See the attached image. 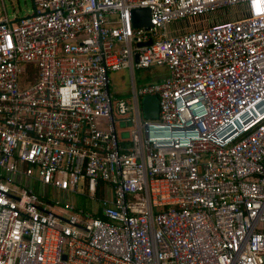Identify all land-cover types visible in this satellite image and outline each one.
<instances>
[{
	"label": "built area",
	"instance_id": "obj_1",
	"mask_svg": "<svg viewBox=\"0 0 264 264\" xmlns=\"http://www.w3.org/2000/svg\"><path fill=\"white\" fill-rule=\"evenodd\" d=\"M32 4L0 16V264H264V0Z\"/></svg>",
	"mask_w": 264,
	"mask_h": 264
},
{
	"label": "rangeland",
	"instance_id": "obj_2",
	"mask_svg": "<svg viewBox=\"0 0 264 264\" xmlns=\"http://www.w3.org/2000/svg\"><path fill=\"white\" fill-rule=\"evenodd\" d=\"M33 4L32 0H0V16L5 15L6 18L11 21L15 18L24 17L26 15H31L33 12ZM218 19L215 18L211 20V22H217ZM210 22V23H211ZM172 28V24L170 26ZM163 69L159 67H151V68H140L133 70V81L134 86L139 87L140 85L145 84L150 80H154L156 76L162 75ZM108 77V90L114 97H120L125 100H130L131 98V79L128 68H122L117 70H109L107 71ZM129 117V115L125 116H115V118H124ZM117 137L120 139H128L129 131L133 127V123L130 120H117L114 124ZM32 189L39 195L44 194V187L38 183L32 184ZM50 197H54L57 200V193L50 191L48 192ZM75 201L78 207L83 208L85 211H89L91 207L97 206V204H93L81 198L80 196H76L72 198Z\"/></svg>",
	"mask_w": 264,
	"mask_h": 264
},
{
	"label": "water",
	"instance_id": "obj_3",
	"mask_svg": "<svg viewBox=\"0 0 264 264\" xmlns=\"http://www.w3.org/2000/svg\"><path fill=\"white\" fill-rule=\"evenodd\" d=\"M131 22L133 26L139 27V26H149V11L145 7L141 8H135L131 10ZM166 32V36L168 37L171 33L168 31ZM150 43V40H147L142 43H138V46L141 45H148ZM134 59L136 60V55L134 56ZM141 109L142 114L145 118H154L157 113V100L155 96L153 95H144L141 98ZM262 260L264 262V256L262 257Z\"/></svg>",
	"mask_w": 264,
	"mask_h": 264
},
{
	"label": "trees",
	"instance_id": "obj_4",
	"mask_svg": "<svg viewBox=\"0 0 264 264\" xmlns=\"http://www.w3.org/2000/svg\"><path fill=\"white\" fill-rule=\"evenodd\" d=\"M156 78V77H155Z\"/></svg>",
	"mask_w": 264,
	"mask_h": 264
}]
</instances>
